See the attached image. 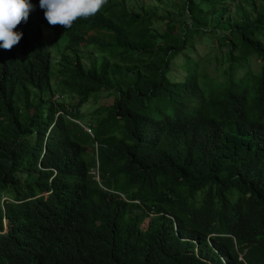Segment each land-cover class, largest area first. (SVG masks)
<instances>
[{
	"label": "trees",
	"instance_id": "obj_1",
	"mask_svg": "<svg viewBox=\"0 0 264 264\" xmlns=\"http://www.w3.org/2000/svg\"><path fill=\"white\" fill-rule=\"evenodd\" d=\"M236 1L186 0L166 19L108 0L65 29L31 0L37 23L0 48V264H264V0L230 16ZM44 26L66 43L55 68ZM208 33L224 76L192 61L173 81ZM252 57L261 72L237 75ZM104 92L91 132L54 101Z\"/></svg>",
	"mask_w": 264,
	"mask_h": 264
},
{
	"label": "rangeland",
	"instance_id": "obj_2",
	"mask_svg": "<svg viewBox=\"0 0 264 264\" xmlns=\"http://www.w3.org/2000/svg\"><path fill=\"white\" fill-rule=\"evenodd\" d=\"M128 6L139 12L140 9L144 6L147 8H152L159 5L158 14L161 17L166 19H174L179 14V7L183 6L186 0H127ZM245 4L243 0H237L235 3L231 4L229 9V15L234 16L235 14H241ZM27 23H37L36 18L30 13L29 18L26 23H22L25 26ZM166 20L164 19L154 22V30L162 33L165 30ZM44 29V43L46 47L51 51L53 55V67L55 68L54 63L58 60V55L60 52L65 51L66 43L61 40L58 35L54 32L43 27ZM193 45L185 50L178 58L174 60L172 66V71L170 77L173 81L181 82L185 80L188 73V64L196 62L199 66V69L205 70L212 77H223V71L228 67L227 58L225 57V48L220 46L218 41L215 38V34L208 33L202 37V39H193ZM264 42V38H263ZM84 53L88 54L89 52L83 50ZM262 70V62L258 59L252 57L249 58L242 66L239 71L237 70V75L243 73V75L250 71L253 74H259ZM114 100L113 94L110 92H104L100 95L92 97L87 104L81 105L75 95L69 93H59L55 95L54 101H63L65 106L70 109L71 113L79 117V120H76L80 123L87 132H91V125L94 123V112L104 104H110ZM33 138L29 141L33 142ZM96 147V145H95ZM92 173L95 178L100 181L98 169H93ZM6 198H3L4 200ZM151 218V217H150ZM149 219L143 223V229H146L149 224ZM93 224L98 225V220H94Z\"/></svg>",
	"mask_w": 264,
	"mask_h": 264
},
{
	"label": "clouds",
	"instance_id": "obj_3",
	"mask_svg": "<svg viewBox=\"0 0 264 264\" xmlns=\"http://www.w3.org/2000/svg\"><path fill=\"white\" fill-rule=\"evenodd\" d=\"M108 0H39L44 18L50 26L70 29L80 19L98 14ZM34 10L31 0H0V48L11 50L23 33L16 29L26 23Z\"/></svg>",
	"mask_w": 264,
	"mask_h": 264
}]
</instances>
